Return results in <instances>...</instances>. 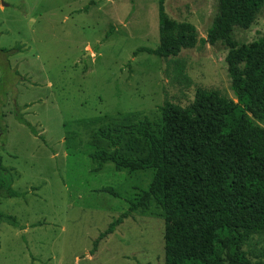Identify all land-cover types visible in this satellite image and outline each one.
Instances as JSON below:
<instances>
[{"label":"rangeland","instance_id":"1","mask_svg":"<svg viewBox=\"0 0 264 264\" xmlns=\"http://www.w3.org/2000/svg\"><path fill=\"white\" fill-rule=\"evenodd\" d=\"M3 1L0 158L16 194L0 195V213L12 217L0 220V264H164V219L154 202L123 219L92 253L98 234L146 189L151 172L111 163L95 171L90 132L126 115L156 121L164 101L185 106L197 87L234 99L228 48L198 42L175 57L133 55L159 43L158 0ZM217 1L164 0V8L203 38ZM263 34L264 11L233 37L243 44ZM92 118L95 125L82 123ZM244 248L264 256V232Z\"/></svg>","mask_w":264,"mask_h":264},{"label":"trees","instance_id":"2","mask_svg":"<svg viewBox=\"0 0 264 264\" xmlns=\"http://www.w3.org/2000/svg\"><path fill=\"white\" fill-rule=\"evenodd\" d=\"M262 11L264 0H218L206 36L199 38L192 23L169 17L158 0L159 43L133 55L170 58L198 42H221L228 48L234 99L197 87L185 106L164 101L156 121L126 115L91 130L95 171L111 163L117 170L151 172L146 189L98 234L92 253L123 219L154 202L164 219V264H264V256L252 257L244 248L252 234L264 232V127L255 121L264 122V34L243 44L233 37L236 27L248 29ZM10 171L0 158V195L12 197ZM3 218L12 219L0 213Z\"/></svg>","mask_w":264,"mask_h":264},{"label":"water","instance_id":"3","mask_svg":"<svg viewBox=\"0 0 264 264\" xmlns=\"http://www.w3.org/2000/svg\"><path fill=\"white\" fill-rule=\"evenodd\" d=\"M0 4L3 6H7V4L3 0H0Z\"/></svg>","mask_w":264,"mask_h":264}]
</instances>
